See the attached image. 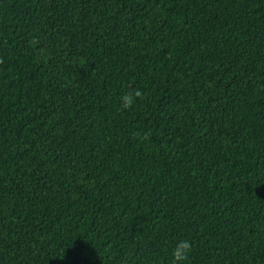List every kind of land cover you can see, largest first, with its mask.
<instances>
[{
  "label": "trees",
  "instance_id": "16d2710c",
  "mask_svg": "<svg viewBox=\"0 0 264 264\" xmlns=\"http://www.w3.org/2000/svg\"><path fill=\"white\" fill-rule=\"evenodd\" d=\"M181 239L264 264V0H0V264Z\"/></svg>",
  "mask_w": 264,
  "mask_h": 264
},
{
  "label": "clouds",
  "instance_id": "9594fccd",
  "mask_svg": "<svg viewBox=\"0 0 264 264\" xmlns=\"http://www.w3.org/2000/svg\"><path fill=\"white\" fill-rule=\"evenodd\" d=\"M139 95L138 92H125L120 98L121 107L124 109L133 108ZM193 251L194 248L190 240L181 239L177 241L171 252L173 264H187Z\"/></svg>",
  "mask_w": 264,
  "mask_h": 264
}]
</instances>
